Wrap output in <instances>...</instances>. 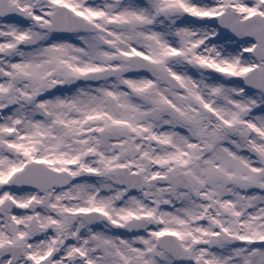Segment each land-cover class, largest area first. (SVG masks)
Here are the masks:
<instances>
[{
  "label": "snow or ice",
  "instance_id": "1",
  "mask_svg": "<svg viewBox=\"0 0 264 264\" xmlns=\"http://www.w3.org/2000/svg\"><path fill=\"white\" fill-rule=\"evenodd\" d=\"M0 264H264V0H0Z\"/></svg>",
  "mask_w": 264,
  "mask_h": 264
}]
</instances>
